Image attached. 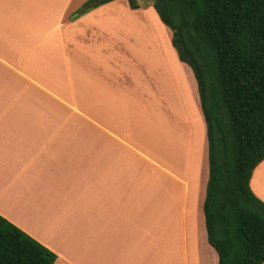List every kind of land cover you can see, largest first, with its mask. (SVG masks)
I'll list each match as a JSON object with an SVG mask.
<instances>
[{
  "label": "crops",
  "instance_id": "1",
  "mask_svg": "<svg viewBox=\"0 0 264 264\" xmlns=\"http://www.w3.org/2000/svg\"><path fill=\"white\" fill-rule=\"evenodd\" d=\"M89 1L0 0V215L55 264H220L194 72L156 13Z\"/></svg>",
  "mask_w": 264,
  "mask_h": 264
},
{
  "label": "trees",
  "instance_id": "2",
  "mask_svg": "<svg viewBox=\"0 0 264 264\" xmlns=\"http://www.w3.org/2000/svg\"><path fill=\"white\" fill-rule=\"evenodd\" d=\"M112 1L90 0L77 15ZM147 1L197 80L209 143V243L220 264H264V203L250 187L264 161V0ZM57 259L0 215V264Z\"/></svg>",
  "mask_w": 264,
  "mask_h": 264
},
{
  "label": "rangeland",
  "instance_id": "3",
  "mask_svg": "<svg viewBox=\"0 0 264 264\" xmlns=\"http://www.w3.org/2000/svg\"><path fill=\"white\" fill-rule=\"evenodd\" d=\"M138 3H139V5L142 6L143 9L146 8V11H147L148 13H152V14L154 13V15H155V13H156V15L159 17V15L157 14L156 10L154 9L152 3L148 2L147 0H138ZM153 20H154V19H153ZM202 115H203V114H202ZM202 117H203V116H202Z\"/></svg>",
  "mask_w": 264,
  "mask_h": 264
}]
</instances>
